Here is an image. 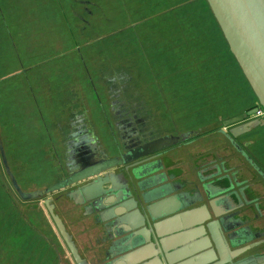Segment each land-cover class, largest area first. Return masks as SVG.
<instances>
[{
    "label": "rangeland",
    "instance_id": "374dc122",
    "mask_svg": "<svg viewBox=\"0 0 264 264\" xmlns=\"http://www.w3.org/2000/svg\"><path fill=\"white\" fill-rule=\"evenodd\" d=\"M59 2L60 12L55 0H0V36L9 33L8 52L0 50V183L10 198H18L9 187L12 180L24 192L43 190L67 176V167L75 166L74 158L70 164L75 146L69 149L64 142L60 147L55 141L58 133L50 126L67 112H60L45 83H36L34 72L47 67L66 64L78 71V65L87 66L89 74L94 67L95 83L87 81V89H97V104L85 97L89 111L79 109L87 120H71L78 145L99 152L94 156L100 159L117 158L128 147L168 136L173 142L168 147H174L159 156L166 159L170 154L178 159L177 165L181 164L190 179L197 175L195 156L200 147H196L222 146L215 131L224 127L221 122L226 120L221 119L244 111L250 116L257 106L260 111L205 0ZM186 3L188 7L179 13L176 7ZM85 46H89L86 55L81 50ZM21 67L29 69L15 74ZM217 82H221L219 87ZM63 84L58 86L61 91ZM225 92L234 104L224 101ZM61 96L69 97L63 91ZM226 102L228 109L236 110L222 111ZM252 116L264 118V113ZM14 131L20 132L17 138ZM207 131H212L207 137L190 141ZM208 147L202 151L204 156H212V147ZM1 155L4 159L6 155L4 162ZM79 155L88 156L84 151ZM75 186L51 194L42 192L33 203L17 200L14 208L19 214L12 210L13 215L29 230L23 231L15 251L20 242L12 240L16 234L6 238L3 255L10 252L14 263L25 261L26 256L35 259V264H48L54 261V252L58 264H74L42 205L49 200L53 213L67 225L65 194ZM4 198L0 193V199ZM69 236L82 252L85 245L79 237Z\"/></svg>",
    "mask_w": 264,
    "mask_h": 264
},
{
    "label": "water",
    "instance_id": "95a60500",
    "mask_svg": "<svg viewBox=\"0 0 264 264\" xmlns=\"http://www.w3.org/2000/svg\"><path fill=\"white\" fill-rule=\"evenodd\" d=\"M205 2L229 53L264 112V0ZM244 130L246 124L231 128L230 133L234 135ZM171 140L168 136L155 138L127 150L119 158L99 159L70 172L42 191L21 192L14 180L12 185L22 199L39 196L42 192L51 194L76 185L75 190L83 194L86 201L107 212L106 218L114 217L111 211H119L120 215L126 212L122 222L130 232L128 242L131 247L101 264H239L234 259L237 252L230 251L225 242L222 233L223 217L216 215L214 208L212 209L214 199L210 198L205 205L202 204L196 209L199 213L205 210L208 215L200 218L199 214L195 219L196 226L191 227L193 230L185 229L181 224L185 223L183 218L189 212L196 211L183 210V199L182 204L175 209L162 208L163 211L155 213L159 204L169 202L167 198L173 197L174 201L180 199L166 182L167 178L160 170L159 159H155L160 150L173 143ZM1 156L4 162L3 155ZM122 165L125 171L131 168L127 175L129 181L134 180L131 188L135 199L131 198L125 187L123 192L113 175L107 174L111 168ZM219 189L220 193L226 190L225 187ZM201 199L202 197L197 201ZM50 204L46 200L44 205L74 264H87L77 253ZM209 212L212 213V218H209Z\"/></svg>",
    "mask_w": 264,
    "mask_h": 264
},
{
    "label": "crops",
    "instance_id": "0c3cea01",
    "mask_svg": "<svg viewBox=\"0 0 264 264\" xmlns=\"http://www.w3.org/2000/svg\"><path fill=\"white\" fill-rule=\"evenodd\" d=\"M55 1H56V7L58 6L59 9L62 8V4L59 2V0H55ZM0 37H1L0 50L2 54H4L8 52L7 43L9 40V33L7 32V34H4L3 32H1ZM65 39L66 38H64V44H63L64 46L66 43ZM87 44L89 43L86 42V45ZM88 49L89 46H85L81 50L85 54L88 52ZM77 68L78 71H76L74 68H72L69 65L60 64L55 67H47V69L43 71L34 72V75L37 77L36 83H45L46 88L49 90V93L52 95V97L56 99L59 105L60 112H67L66 116L63 117L61 116L59 119L53 120L50 126L53 132L58 133L55 141L57 142V144H60V147L61 144L64 142L66 143V147H68L69 149L75 146L70 151V154L73 152L78 154L77 152L85 149V147H83L85 145L83 144L78 145V143L80 142L79 140L78 141H76L75 139L73 140L74 135L72 132L75 130V128H73L71 132V124H72L71 120L86 121L85 116L84 117L82 116V112L86 111L85 108H83V105L85 104L84 102L85 97L89 98V96H87V90H86L87 80H86L85 71L80 65H78ZM28 69H29L28 67L26 68L21 67L17 69L16 72L14 73L17 74L18 72H21L23 70L24 71L21 73L24 72L26 73ZM55 79H58L59 82L54 83ZM63 82L66 83L63 84ZM50 83H52V85ZM61 83L63 84L62 91L67 96H69L66 99H63V97L61 96L62 91L59 90L58 87L59 85H61ZM220 83L221 82H217L216 86L219 87ZM65 102H67V104H65ZM79 108L82 109L83 111L80 110ZM58 121H64L68 123L69 128L65 130L60 129L59 127L61 124H55V122ZM79 129L80 131H83V129L81 128ZM18 133L20 132L14 131L13 137L15 136V138H17V136L19 135ZM85 135L86 134H83L82 136L85 137ZM59 136L61 137L60 139ZM261 142L258 143L256 142L254 144L255 146L264 145L263 142L262 143ZM192 146L189 147L193 148ZM172 147L167 148L166 150H164V152L163 150L162 152L160 151L159 155L162 153L163 154L169 153L168 151L170 149H173ZM62 151L64 153L65 152L67 153L66 150L65 151L62 150ZM159 155H157L155 159L157 158L159 159L161 165L160 170L165 174L167 178L166 182L171 187L172 192H174L176 197H180V199L178 200L177 198V200L174 201L173 197L167 198V200L169 199V202L168 203L164 202V204H159L156 210L157 212L155 213H160L161 211H163L162 208H164V210L175 209L176 207L182 204V199L184 201L183 210L193 211L194 209L195 210L198 209V207L201 206L202 204L205 205V203H207V201L210 200L211 198L210 196L213 195L215 197L214 200H216L215 201L216 207L214 206L212 207V209L214 208L213 211H215V214H221L223 212L222 209L225 208V204H226V202L224 201L225 195L223 194L220 195L219 192L216 194L214 190L213 192H211L210 190L207 189L209 191L208 192L205 187L206 185L204 186V184L205 182H208L207 178L212 176V179L215 182H217L216 185L217 187H225L227 185L225 176L228 171L226 163L219 162L208 166L207 162H201L196 165L195 168V171L197 173L196 177L190 179L184 174L183 167L181 166V164L179 163L177 165L176 161L178 159L171 158L172 155L170 154H168L166 159L161 158ZM178 167H180L179 170ZM107 174L113 175L115 177L116 182L121 186L123 192H125L124 191V187H125L126 191L131 195V198L135 199V193L131 188V182H133L134 180L129 181V176L125 171L120 170L116 172L113 170H109ZM208 174L209 176H207ZM213 177H215V179ZM75 189L76 186L73 190L66 192L65 200H68L69 204L68 206L64 207L65 210L62 208L63 212L70 217L68 218L67 225L72 231L68 230L67 225L65 223H63V225L69 235L71 236L75 235L74 237L76 238L79 237L78 240L85 245L82 249V252L79 251L76 245L77 251L79 252V255L81 256L83 261L86 262L87 264H101L104 261L108 259L111 260L115 256L127 251L128 248L131 247L128 242L130 232L127 231V226L125 225L124 222H122L123 220L122 217L126 214V212H124L123 215H120L119 211L118 212L111 211L114 217L111 219L106 218L107 212L105 213L104 209H100L98 206L91 204L90 201H86L85 200L86 198H84L85 196L81 193H78ZM205 193L206 194L209 193V194L206 196ZM201 197H202V199L200 200L201 202L197 201ZM206 197H208V199ZM119 204H121V202ZM35 205L37 206V204ZM36 206L33 205L31 206V208ZM42 206L44 207V204ZM215 208H217V211ZM175 211L174 213H177ZM205 214H207L205 210H202L200 213L197 210L195 211V213L189 212V214H187L185 218H183L185 220V223H181V224L185 226V229L188 228L193 230V228L191 227L196 226L195 224L197 220L195 219H197L198 215L201 218L202 216H205ZM61 221L63 222L62 219ZM188 222H190V224ZM101 225L102 226L104 225V228ZM8 228H7L8 230L7 229L4 230V235L8 233L7 238H9L12 234H16L15 228H11V227ZM19 233L20 231L18 230V237L20 238ZM3 243H5V239H3ZM19 243H21V241ZM132 246H134V244H132Z\"/></svg>",
    "mask_w": 264,
    "mask_h": 264
},
{
    "label": "flooded vegetation",
    "instance_id": "af4514ba",
    "mask_svg": "<svg viewBox=\"0 0 264 264\" xmlns=\"http://www.w3.org/2000/svg\"><path fill=\"white\" fill-rule=\"evenodd\" d=\"M223 98L224 101H230L232 104L235 103L233 99H228L226 92L223 94ZM229 105L226 102L223 105L224 109L222 111L236 110L235 108L228 109ZM257 108L258 106L255 108L256 111H259ZM256 111L252 115L256 114ZM252 115L246 116L244 111L241 114L235 113L231 115L228 118L229 120L226 117L221 119L220 121L226 120L225 123L231 121L227 125L221 122L224 127L215 129L217 136L221 138L220 144L222 146L219 148L211 144L209 147L212 148L197 146L196 148L200 147V150L197 151L195 156L197 164L201 162H207L208 166L219 162L227 164L228 171L225 176L227 180V185H224L226 188L225 192H219L220 189L216 186L217 182L212 179V176L207 178L208 182H205L204 186L206 185V190L208 189L211 192L214 190L216 194L219 192L220 195H225V208L222 209L223 212L221 214L216 215L223 217L222 233L225 242L230 251L237 252L234 259L239 264H264V145L255 146L254 144L261 141L264 144V118ZM243 124H246V130L234 135L230 133L231 128L239 127ZM209 132L212 131L196 135L190 141H198L203 137H207ZM134 147L135 145L128 147V150ZM206 147L212 149V156L208 154L204 156L202 154V151ZM167 148L163 149V152ZM83 151L88 156L79 155ZM160 151L162 152V150ZM77 153L76 160L81 167L99 159L97 156H94L97 152H92L90 149H86V147ZM110 170L116 172L120 170L125 171L123 165L113 167ZM128 171H130V168L125 172L127 173ZM213 178L215 179V177ZM210 197L212 199L215 198L214 195ZM213 206L216 207V203ZM215 209L217 211V208ZM209 216V218H212L211 212H209Z\"/></svg>",
    "mask_w": 264,
    "mask_h": 264
},
{
    "label": "trees",
    "instance_id": "16d2710c",
    "mask_svg": "<svg viewBox=\"0 0 264 264\" xmlns=\"http://www.w3.org/2000/svg\"><path fill=\"white\" fill-rule=\"evenodd\" d=\"M188 7V4L186 3L185 5H181V6H178V7H176L177 9L176 10H178L179 11V13H181L183 10H185L186 8ZM57 8V10L59 11V8H58V6L56 7ZM60 11H62V8H60ZM59 11V12H60ZM165 15V14H164ZM212 16V15H211ZM213 18V17H212ZM214 20V19H213ZM215 22V21H214ZM230 54V53H229ZM88 70V68H87V66H84V71H85V74H87V76H86V80L87 81H93L94 82V76H93V74H95V70H94V67H93V69H92V73L91 74H89V72L87 71ZM95 83V82H94ZM87 90V96H89V98H87L90 102H91V104L92 105H95V104H97V96H98V93H97V89L94 91H88V89H86ZM86 98H85V100H86ZM83 108H85V110H86V108H87V103H85L84 105H83ZM87 111H89V110H87ZM87 120V119H86ZM16 124V123H15ZM55 124H61L60 125V129H62V130H65V129H68L69 128V126H68V123H66V122H64V121H58V122H55ZM16 128V127H15ZM87 135V134H86ZM85 135V136H86ZM85 142H87V140L85 141ZM137 145H139V144H137ZM93 152H95L94 150H93ZM101 152H102V150H101ZM97 153H99V152H97ZM71 156H70V164H71V160L74 158V163H75V166H72V164H71V167H67L68 169H66V173L67 172H73V171H75V170H77V169H79V168H81V166L80 165H78V163H77V160H76V157H77V154L75 153V152H73V153H71L70 154ZM76 155V156H75ZM98 157V156H97ZM99 159H100V157H98ZM5 159H6V155H5ZM4 159V160H5ZM98 159V160H99ZM1 162H2V160H1ZM2 164H3V162H2ZM6 164H7V161H6ZM4 165V164H3ZM6 167H8V166H6ZM68 173V174H69ZM66 176V175H65ZM10 185V184H9ZM10 189L14 192L13 194L15 195V196H17L18 198L17 199H12V198H10V193L7 191V189H5V186H4V184H2V183H0V193L5 197L3 200L2 199H0V264H19V262H20V264H35V259H34V261H32L30 258H28V260H27V257L26 256H24L23 258H26V260L24 261H20L19 260V262H18V260L14 263V258H13V256H12V254L10 253V252H7V251H5V253H4V255H3V252H4V247H5V244L6 243H3V239H6L7 238V235H8V233L6 234V235H4V230L5 229H7L8 227H11V228H15L16 229V237L17 238H15L14 239V237H13V239L12 240H16V243L17 242H19V241H21L22 242V239H23V235H22V233H23V231L24 232H27V229L29 230V227H27L26 229H25V225H24V223L22 222V221H20L19 220V218L18 217H16V216H14L13 214H14V212H16L17 214H19L18 212H17V210L14 208V207H16V202H17V200H19L20 199V202H21V198L19 197V195L17 194V192H16V190L14 189V187H13V185L11 184L10 186ZM18 187V186H17ZM18 189L21 191V192H24V191H22L19 187H18ZM35 190H42V189H30V190H28V191H26V192H32V191H35ZM38 198H39V196H35V197H33V198H28V200H26V199H24V200H22V201H24V202H26V203H33L34 201H36V200H38ZM28 201V202H27ZM33 208H36V207H33ZM14 212H13V211ZM10 218V219H9ZM50 221H51V223L53 224V222H52V220H51V218H50ZM27 225V224H26ZM54 225V224H53ZM55 227V226H54ZM9 229V228H8ZM7 229V230H8ZM18 230L20 231V233H19V235H20V238L18 237ZM26 235V234H25ZM11 236H13V234L11 235ZM10 238V237H9ZM27 244V243H26ZM26 244H23V247L25 248L26 247ZM21 245V243H17L16 245H15V247H14V251H15V249L16 248H19V246ZM8 255V257H7V261H5V259H4V257H5V255ZM52 254H53V260L54 261H50L48 264H58V261H57V257H56V255L54 254V252H52ZM55 255V256H54ZM55 257V258H54ZM37 264H44L43 262H39V263H37Z\"/></svg>",
    "mask_w": 264,
    "mask_h": 264
},
{
    "label": "built area",
    "instance_id": "2783aa9c",
    "mask_svg": "<svg viewBox=\"0 0 264 264\" xmlns=\"http://www.w3.org/2000/svg\"><path fill=\"white\" fill-rule=\"evenodd\" d=\"M255 113H256V114H263L264 112L261 111V109H260V111H256Z\"/></svg>",
    "mask_w": 264,
    "mask_h": 264
}]
</instances>
